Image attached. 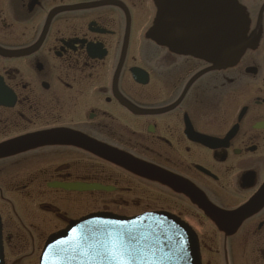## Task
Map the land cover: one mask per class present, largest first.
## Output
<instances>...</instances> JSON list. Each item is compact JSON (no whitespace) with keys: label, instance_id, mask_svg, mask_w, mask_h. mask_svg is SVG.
I'll use <instances>...</instances> for the list:
<instances>
[{"label":"flooded vegetation","instance_id":"obj_1","mask_svg":"<svg viewBox=\"0 0 264 264\" xmlns=\"http://www.w3.org/2000/svg\"><path fill=\"white\" fill-rule=\"evenodd\" d=\"M149 9L150 0H0L4 264H38L41 238L73 218L129 209L187 224L201 264H264V21L249 25L253 51L214 70L146 40ZM69 134L97 153L35 141Z\"/></svg>","mask_w":264,"mask_h":264},{"label":"water","instance_id":"obj_2","mask_svg":"<svg viewBox=\"0 0 264 264\" xmlns=\"http://www.w3.org/2000/svg\"><path fill=\"white\" fill-rule=\"evenodd\" d=\"M155 5L157 11L149 37L156 44L165 46L171 53L206 60L214 63L215 69H219L235 64L244 50L250 47V42L245 40L248 19L237 0H155ZM41 139L47 140L44 137ZM82 139L74 142L92 152H97L93 144ZM64 141L68 143L72 140L66 138ZM162 219L165 223L171 221L166 218ZM133 221L135 220L129 222ZM110 222L114 228L111 231H115L114 233L109 231L106 225L97 224L90 229L89 235L91 236L71 237L66 232H62L51 241L53 240L56 244L58 240L62 241L64 238L61 236H64L65 239H69V244L73 248L83 245L84 253L92 256L87 258L86 264H101L96 250L102 243H107L117 255H122L123 264H130L128 256L118 251L115 234L118 228L114 226L117 222L114 220ZM177 224L172 226L175 231L173 237L180 242L181 251L177 253L182 254L183 258H177L176 261L198 264L197 248L193 236L181 226L180 231L179 224ZM123 230L127 229L123 228ZM97 234L99 235L95 237L94 235ZM145 243L148 244V242ZM62 250L63 248L60 252ZM145 254L146 245H143L137 254L136 261L140 260V264H148V252L147 255ZM55 262L57 263L58 260L56 259ZM61 263L63 264V260Z\"/></svg>","mask_w":264,"mask_h":264},{"label":"snow or ice","instance_id":"obj_3","mask_svg":"<svg viewBox=\"0 0 264 264\" xmlns=\"http://www.w3.org/2000/svg\"><path fill=\"white\" fill-rule=\"evenodd\" d=\"M118 251L128 256L131 264H135L136 257L142 245L135 232L124 231L116 234ZM101 264H123L122 255H117L107 243H102L96 250Z\"/></svg>","mask_w":264,"mask_h":264},{"label":"rangeland","instance_id":"obj_4","mask_svg":"<svg viewBox=\"0 0 264 264\" xmlns=\"http://www.w3.org/2000/svg\"><path fill=\"white\" fill-rule=\"evenodd\" d=\"M146 16L148 17V14H146ZM146 25V24H145ZM90 206H94V205H90ZM94 208H96V207H93V208H91V209H88L87 211H84L83 213H86V212H88V211H90V210H94ZM128 211H131L130 209L128 210ZM133 212H136V210H133ZM132 214H136V213H128V214H126V215H132ZM44 215H47V214H44ZM48 217H50L49 215H47ZM49 219V218H48ZM49 234V233H48ZM41 240H42V238H41ZM41 240L38 242V244L36 245V253L38 252V250L40 249V247H41V244H42V242H43V240H44V237H43V240H42V242H41ZM11 255V254H10ZM12 256V255H11ZM11 258H14V256H12ZM15 259V258H14ZM36 260V259H35Z\"/></svg>","mask_w":264,"mask_h":264}]
</instances>
